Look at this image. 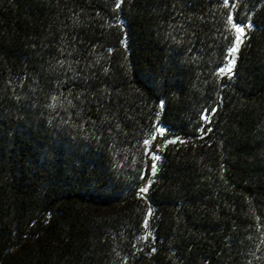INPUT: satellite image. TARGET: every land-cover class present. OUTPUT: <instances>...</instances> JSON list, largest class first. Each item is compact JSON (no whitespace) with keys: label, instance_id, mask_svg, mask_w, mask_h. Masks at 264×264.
<instances>
[{"label":"trees","instance_id":"1","mask_svg":"<svg viewBox=\"0 0 264 264\" xmlns=\"http://www.w3.org/2000/svg\"><path fill=\"white\" fill-rule=\"evenodd\" d=\"M0 264H264V0H0Z\"/></svg>","mask_w":264,"mask_h":264},{"label":"snow or ice","instance_id":"2","mask_svg":"<svg viewBox=\"0 0 264 264\" xmlns=\"http://www.w3.org/2000/svg\"><path fill=\"white\" fill-rule=\"evenodd\" d=\"M117 7H119V5H117ZM234 27H236V31H237V33L239 34L238 36H237V41H238V43L236 44V46L235 47H233L232 49H231V55H232V57H233V59L231 60V62H230V65H229V67H228V72H231L232 71V67L234 66V64H235V54H236V52L238 51V48H239V43H242L243 41H242V39H241V37L243 36V34H244V28L243 27H240V26H238V25H233ZM249 27H250V25H249ZM221 71H224L223 69H221ZM206 119H207V117H205ZM160 131H161V133L164 131L163 129H160ZM146 143H147V141H146ZM156 159H159V157H156ZM152 171H153V174H155V166H153V169H152ZM147 188H144V189H141V192H147Z\"/></svg>","mask_w":264,"mask_h":264}]
</instances>
